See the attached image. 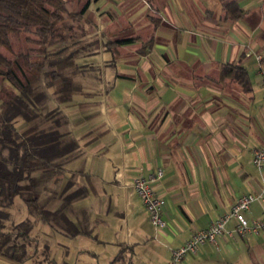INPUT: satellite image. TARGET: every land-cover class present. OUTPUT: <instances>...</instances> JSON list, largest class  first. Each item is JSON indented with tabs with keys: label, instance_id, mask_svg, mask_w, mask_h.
Returning <instances> with one entry per match:
<instances>
[{
	"label": "crops",
	"instance_id": "obj_1",
	"mask_svg": "<svg viewBox=\"0 0 264 264\" xmlns=\"http://www.w3.org/2000/svg\"><path fill=\"white\" fill-rule=\"evenodd\" d=\"M197 4L194 19L181 8L162 16L168 31L159 37L155 29L142 52L138 35L123 39L96 27L93 35L107 40L98 38L99 48L80 60L90 69L80 79L83 92L64 108L80 154L59 188L66 187L67 214L90 233L68 238L46 226L55 238L41 250L36 239L50 264H167L173 249L243 194L264 196V162L260 171L252 163L254 149L264 148V0H240L244 16L236 22ZM228 63L245 69V83L224 73ZM157 169L160 229L132 186ZM244 216L263 218L264 198ZM234 229L228 222L232 237L201 245L181 264H264V231L239 236Z\"/></svg>",
	"mask_w": 264,
	"mask_h": 264
},
{
	"label": "trees",
	"instance_id": "obj_2",
	"mask_svg": "<svg viewBox=\"0 0 264 264\" xmlns=\"http://www.w3.org/2000/svg\"><path fill=\"white\" fill-rule=\"evenodd\" d=\"M68 1L0 0V264H50L39 259L32 233L38 222L63 237L90 233L67 214L66 187L59 188L80 154L64 108L83 92L80 79L90 69L80 60L100 45L97 26L85 28L86 11L99 0H83L76 11ZM217 3L224 20L244 16L240 0ZM152 44L151 36L139 51ZM223 69L245 83L243 67ZM16 199L26 209L18 221L10 212Z\"/></svg>",
	"mask_w": 264,
	"mask_h": 264
},
{
	"label": "rangeland",
	"instance_id": "obj_3",
	"mask_svg": "<svg viewBox=\"0 0 264 264\" xmlns=\"http://www.w3.org/2000/svg\"><path fill=\"white\" fill-rule=\"evenodd\" d=\"M204 1L207 8L214 11V15L221 14L217 0ZM83 2V0L68 1V9L76 11ZM198 2H201V0H178L180 8L185 11L184 14L189 16L190 19L191 17L192 19L195 18L193 14L197 12L196 6H198ZM178 8V6L176 8L172 5L170 0H99L98 2H92L86 11L85 17L88 21L85 24V28L90 30V32L94 31V26L106 31L115 30L118 32L117 35L123 39L138 35L143 40L142 42H144L152 36L155 29L159 37H162L168 31V25L166 22H162V16L167 18L169 13L172 14L173 11H178ZM142 9L144 10L134 17L132 21H128L127 16ZM97 37L99 40H107L105 36L98 35ZM10 212L14 221L21 220L26 216V209L19 199H16L14 207ZM46 231L47 227L38 222L32 232L38 238V241H40V250L43 249L44 243L48 244L52 241V238H55L54 236L45 234ZM57 240H60V238ZM41 258V253H39V259ZM257 263L262 264V261L257 260ZM41 264H44V262Z\"/></svg>",
	"mask_w": 264,
	"mask_h": 264
},
{
	"label": "built area",
	"instance_id": "obj_4",
	"mask_svg": "<svg viewBox=\"0 0 264 264\" xmlns=\"http://www.w3.org/2000/svg\"><path fill=\"white\" fill-rule=\"evenodd\" d=\"M257 60L260 61L261 56H258ZM262 83L264 86V78ZM263 162L264 148L254 149L252 157L253 165L260 171ZM162 174L163 170L157 169L155 172L146 176L137 175L132 179V186L148 214L149 222L156 229H160L165 225V221L162 217L163 200L158 197L153 190V183L158 181ZM263 198V193L243 194L231 207L229 212L219 216L217 219L213 220L206 229L194 233L182 245L173 249L167 264H181L184 257L195 254L201 245L207 243L216 245L218 238L224 233L232 237L233 233L230 231L226 232L225 230L226 224L230 221L235 222L234 231L239 236L257 235L264 231V217L249 221L244 216V212L250 208L252 203L261 201Z\"/></svg>",
	"mask_w": 264,
	"mask_h": 264
}]
</instances>
